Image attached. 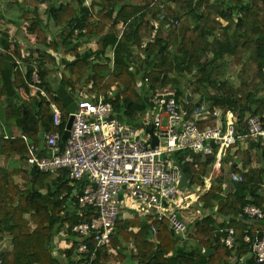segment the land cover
Segmentation results:
<instances>
[{"label":"trees","instance_id":"trees-1","mask_svg":"<svg viewBox=\"0 0 264 264\" xmlns=\"http://www.w3.org/2000/svg\"><path fill=\"white\" fill-rule=\"evenodd\" d=\"M24 1L36 6L45 0ZM57 1L49 12L60 45L48 42V29L38 15L30 26L44 50L62 48L74 55L70 60L61 57L57 85L46 68L50 61L57 63L56 57L44 52L35 59L46 95L39 91L21 100L20 89L30 91L35 68L27 74L20 71L17 59L24 58L19 49L0 52V75L6 77L0 87V100H6L1 101L5 122L20 130L16 136H0V240L10 236L13 245L11 251H3L0 264H63L61 250L58 254L53 250L56 241L64 239L72 243L67 263L79 264L73 225L94 214L79 216L71 196L85 181L73 186L67 170L44 173L31 168L25 140L40 147L45 132L64 129L69 111L59 94L61 87L80 98L104 97L121 121L138 129L152 108L151 94L167 85L176 88L180 101H188L190 114L207 97L211 110L237 113L241 130L251 115H260L264 122V0H91L90 5L86 0ZM231 61L240 66L237 87L224 79ZM53 105L62 111V127L54 124ZM215 124L211 118L200 125ZM233 148L227 152L236 164L214 176L211 188L198 196L201 217L186 221V238L175 235L167 220L134 211L133 217H121L117 223L112 236L115 253L99 251L94 264H264L257 262L244 239L246 234L253 239L258 231L264 234V220L252 222L241 216L250 203L264 211V148L236 146L235 155ZM193 154L177 151L174 158L189 184L203 189L213 159L202 161ZM229 172L242 177L241 182L233 180L232 190L226 186ZM19 177L22 183L17 182ZM152 226L158 228L156 233ZM229 228L235 229L233 248L222 242ZM87 242L93 250L95 241Z\"/></svg>","mask_w":264,"mask_h":264},{"label":"built area","instance_id":"built-area-1","mask_svg":"<svg viewBox=\"0 0 264 264\" xmlns=\"http://www.w3.org/2000/svg\"><path fill=\"white\" fill-rule=\"evenodd\" d=\"M41 84L39 70L35 68L31 85L46 95ZM150 100L152 108L146 113L140 129L121 121L112 103L106 102L104 97H79L67 141L62 140L67 123L62 131L45 132L40 147L25 137L31 168L44 173L67 170L73 186L85 181V185L80 190L75 188L71 196L78 203L79 216H86L90 211L94 214L91 220L73 225L79 264H94L99 251L115 253L112 236L129 207L155 220H167L175 235L186 238V221L180 209L174 206L181 198L183 171V167L174 161L175 152L188 150L202 161L213 159V171L202 189L207 192L213 177L222 175L232 165L229 149L234 146L243 149L248 144L264 148V122L260 115L249 116L246 128L241 130L234 111L211 110L204 100L190 114L186 108L188 101H180L176 88L171 85L155 90ZM53 110L54 124L62 127V111L56 105ZM211 118L216 119L215 125H200ZM151 127L159 140L155 146L151 143L152 136L147 133V128ZM194 162L196 170H200V163ZM231 178L235 182L242 181V177L234 172H231ZM64 197L66 193L61 199ZM241 216L252 222L262 221L264 211L250 203ZM157 230L152 226L153 233ZM257 233L255 239L251 234H246L244 239L253 247L257 262L264 263V234ZM91 238L96 244L93 250L87 242ZM236 241L235 229L229 228L222 242L233 248Z\"/></svg>","mask_w":264,"mask_h":264},{"label":"crops","instance_id":"crops-1","mask_svg":"<svg viewBox=\"0 0 264 264\" xmlns=\"http://www.w3.org/2000/svg\"><path fill=\"white\" fill-rule=\"evenodd\" d=\"M70 0H60V3H68ZM57 0H45V1H39V3L36 6L29 5L24 0H0V52L8 53L13 52L17 49H19V52L21 53L22 57L24 59H17V65L20 71H22L23 74H27L28 70L32 67L36 68V58H38L39 55H49L56 57V62H49V65L46 67L49 71V74L52 75V79L55 85L58 83V67L59 63L61 61V57H65L66 59L73 58V54H68L65 50L62 48L54 49L49 48L45 49L42 45H40L38 41L37 32L31 31L30 26L32 23V19H35L36 16H39V19L42 21V23L45 25L46 30L48 31V42L56 41L59 45L61 44V41L58 40L57 34L59 33V30L57 26L54 23V19L51 16L49 9L52 5L56 4ZM37 12V14H36ZM85 45L83 48H80L78 50L81 51L82 49L86 48ZM93 47H96L95 44H93ZM5 78L2 74L0 75V87L5 83ZM8 85V82H7ZM37 91L36 89L31 85L30 83V91L27 93L25 89H20V97L21 100H27L32 95H36ZM190 95V94H189ZM196 100V98H195ZM202 100H205V102L208 101V98H203ZM1 101L6 102L5 97L1 98L0 100V136L9 137V136H16L20 133L19 128H17L15 125L12 127H9L8 124L5 122L4 118V105L1 103ZM198 103V102H197ZM237 114V113H236ZM11 128V129H10ZM252 144L246 145L243 149L250 148ZM236 154V152H235ZM234 162L235 159H231L230 163ZM239 167H242V163L237 161ZM236 164V163H235ZM1 165H4V159L1 160ZM14 165H20V163H14ZM231 167V166H230ZM227 169H230L229 167ZM230 177H228L227 187L229 189H233L234 184L233 180L231 178V173L228 174ZM17 182H22L21 178H17ZM264 193V191H263ZM190 196L192 195H186L184 197L181 196V198L174 204L177 208L180 209V212L182 216L184 217L185 221L193 222L194 220L201 217V212L197 209L195 201L197 200V195L192 200H189ZM192 198V197H191ZM192 204V205H191ZM135 210L133 211H127L124 214V218L133 217L135 215ZM127 215V216H126ZM28 217V215H26ZM134 231H138L139 228H134ZM11 237L6 236L4 239L0 240V253H3V251H11L13 249V245L11 243ZM72 246V243L70 244L66 239L56 241L55 247H54V254H58V252L61 250L60 259L63 260V264L67 263V252L70 247ZM64 252H63V251Z\"/></svg>","mask_w":264,"mask_h":264},{"label":"water","instance_id":"water-1","mask_svg":"<svg viewBox=\"0 0 264 264\" xmlns=\"http://www.w3.org/2000/svg\"><path fill=\"white\" fill-rule=\"evenodd\" d=\"M59 94L61 96V98L64 100V102L66 103V105L68 106V111L70 114V117L67 121V125H66V130L62 136V140L63 141H67L68 137L70 136V129L72 126V121H73V113L75 112L76 108H77V100L79 98V94H72L70 93L66 88L61 87L59 89ZM190 97V95H189ZM203 102V100L201 99L199 101V103H197L198 105H200ZM147 133H149L152 137H151V143L153 146L158 145L159 144V140L158 138L154 135V128H147ZM214 145V144H213ZM215 146V145H214ZM238 148H233L232 152L233 155H235V152L237 151ZM189 181H188V175L185 172V170L183 169L182 171V181L180 184V187H184L186 185H188ZM251 252H253V247H251ZM2 256V253H0V258Z\"/></svg>","mask_w":264,"mask_h":264},{"label":"rangeland","instance_id":"rangeland-1","mask_svg":"<svg viewBox=\"0 0 264 264\" xmlns=\"http://www.w3.org/2000/svg\"><path fill=\"white\" fill-rule=\"evenodd\" d=\"M90 3H91V0H87V1H85V5H90ZM86 48H84V49H82L81 51H79V53H81L83 50H85ZM134 51L137 53V48H134ZM110 53H112V52H110ZM112 57V56H111ZM113 58V57H112ZM224 79L225 80H228V81H230V83L231 84H233L235 87H237L239 84H240V66H237L235 63H233L232 61L229 63V65H228V69H227V72H226V74H225V76H224ZM223 79V80H224ZM139 84H141V83H139ZM194 155V154H193ZM194 157H196L195 155H194ZM174 161H175V163L178 165L179 164V162L177 161V159H175L174 158ZM212 171H213V168H212ZM215 173V172H214ZM215 175H218V174H215ZM20 178V177H19ZM20 183H22V182H20ZM202 193H205V191H202V188H197L196 186H192V185H190L189 183H188V185H186V186H184V187H182L181 189H180V194H181V196L182 197H184V196H186V195H189V194H191L192 196H190V198H189V200H192L194 197H195V195H197V197L199 196V195H201ZM192 197V198H191ZM128 202H131V200L130 199H128ZM192 205V204H191ZM133 209L134 208H128V210L129 211H133ZM127 210V211H128ZM126 211V212H127ZM125 214V213H124ZM123 214V215H124ZM127 216V215H126ZM122 217H124V216H122Z\"/></svg>","mask_w":264,"mask_h":264}]
</instances>
